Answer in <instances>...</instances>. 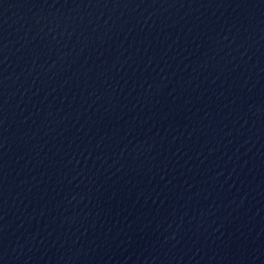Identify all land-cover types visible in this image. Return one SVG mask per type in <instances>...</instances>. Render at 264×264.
<instances>
[{
    "label": "water",
    "instance_id": "obj_1",
    "mask_svg": "<svg viewBox=\"0 0 264 264\" xmlns=\"http://www.w3.org/2000/svg\"><path fill=\"white\" fill-rule=\"evenodd\" d=\"M0 264H264V0H0Z\"/></svg>",
    "mask_w": 264,
    "mask_h": 264
}]
</instances>
